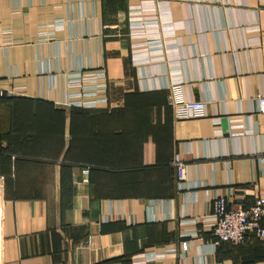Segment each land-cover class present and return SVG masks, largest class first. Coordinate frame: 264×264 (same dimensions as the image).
<instances>
[{
  "label": "crops",
  "instance_id": "crops-1",
  "mask_svg": "<svg viewBox=\"0 0 264 264\" xmlns=\"http://www.w3.org/2000/svg\"><path fill=\"white\" fill-rule=\"evenodd\" d=\"M137 5L161 57L131 59ZM79 69L104 71L101 109L60 104ZM176 82L203 116L174 119ZM0 88V264H264V239L200 222L215 195L264 197V0H0Z\"/></svg>",
  "mask_w": 264,
  "mask_h": 264
},
{
  "label": "built area",
  "instance_id": "built-area-1",
  "mask_svg": "<svg viewBox=\"0 0 264 264\" xmlns=\"http://www.w3.org/2000/svg\"><path fill=\"white\" fill-rule=\"evenodd\" d=\"M144 5V4H143ZM148 7L130 6L128 9V37L132 40L131 59L138 62L143 56L145 58L161 57V53L153 51V47L160 43L161 39L149 31L160 24V19ZM60 24L56 25V28ZM250 27L249 29H256ZM167 30V29H166ZM169 34L167 31H165ZM160 47V46H159ZM66 85L69 88H76V92H71L63 106L79 108H100L101 105L108 103L106 96L98 95L105 92L107 84L100 82L104 78L103 70L79 69L66 74ZM4 88H0V96L6 94ZM168 103L172 108L175 120H185L201 117L205 114L206 104L201 100L187 99L184 95L182 85L173 83L169 87ZM257 111L264 113V93H260L257 98ZM187 147L190 143L186 144ZM172 165L177 174L178 185L182 187L186 178L187 165L175 154ZM237 203L243 201V192L237 191L232 195ZM204 225L209 226L208 240L216 245L219 241L230 242L235 245L243 244L250 237L257 239L264 238V197H256L254 202L246 207L231 208L227 197L215 195L212 199L211 212L202 220ZM196 235V233H195ZM192 236L190 232L181 234L179 250L181 253L188 251L190 241L187 237ZM176 250L166 249L162 253H141L142 261H154L162 259L166 254Z\"/></svg>",
  "mask_w": 264,
  "mask_h": 264
},
{
  "label": "trees",
  "instance_id": "trees-1",
  "mask_svg": "<svg viewBox=\"0 0 264 264\" xmlns=\"http://www.w3.org/2000/svg\"><path fill=\"white\" fill-rule=\"evenodd\" d=\"M71 108H74V109H79V110H90V109H101V108H79V107H71ZM207 236V238H208V234L206 235ZM264 239V238H263ZM258 240H260V239H258ZM261 241V240H260ZM220 243H228V244H230V245H233V246H237V245H235V244H232V243H230V242H225V241H219V242H217V244H216V246L217 245H219ZM240 245V244H239Z\"/></svg>",
  "mask_w": 264,
  "mask_h": 264
}]
</instances>
